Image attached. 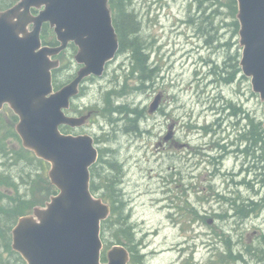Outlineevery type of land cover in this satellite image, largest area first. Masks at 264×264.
<instances>
[{"label": "rangeland", "instance_id": "rangeland-1", "mask_svg": "<svg viewBox=\"0 0 264 264\" xmlns=\"http://www.w3.org/2000/svg\"><path fill=\"white\" fill-rule=\"evenodd\" d=\"M131 3L130 9L142 24L140 36L145 46L150 47V61L154 68H159L160 77L147 91L135 90L139 81L130 75L129 55L121 53L102 78L85 85L83 98L73 101L71 112L80 109L76 116L90 114V119L83 128L71 129L69 134L90 135L99 140L98 150L104 151L105 161L113 156L119 159L124 172L126 214L130 216L136 239L143 241L142 264H244L230 259L227 262V241L232 244L234 257L243 255L250 260L249 264H258L257 246L264 241V208L244 222L235 217L232 208L235 194L230 196L228 191L235 190L244 199L252 197L264 205V170L248 175L253 190L246 186L229 187L233 179L240 183L244 180L243 176H235L246 169L244 160L236 153L237 146L229 148L230 153L224 155L221 165L211 159L216 155L212 150L216 149L218 138L222 139L220 144H227L223 140L229 135L230 143L240 144L236 135L242 129V125H236L238 115L220 129L214 128L216 134L212 137L193 129L217 119L211 107L220 109L226 100L252 118L264 120V102L253 92L249 79L239 76L231 85L221 79L211 84L214 78L208 72L212 65H207L214 61L213 67L218 63L223 66L227 42H232L233 54L241 48L235 28L230 25L229 29L233 18L229 15L231 11L224 8L228 0H131ZM217 9L221 15L213 17ZM211 32L213 44L208 43ZM76 53L77 50L69 48L58 57L62 66L56 75L59 84L77 74ZM123 85L126 94L120 98L114 95L113 99L145 111L138 132L127 131V121L113 128L105 117L107 93L121 90ZM158 95L162 96L159 108L150 114L149 108ZM13 116L7 106L0 111V145L8 152L7 158L13 151L16 158L23 154V159L9 167L5 152L0 150V174L11 175L16 185L1 186L0 193L6 195L7 201L28 200L31 213L35 206L44 207L53 196L49 193L47 174L50 165L25 150L19 137L10 136V129L14 130L17 124ZM168 135L171 137L166 141ZM262 165L259 164L261 169ZM109 237L106 235L105 240ZM105 246L106 243L103 253L110 249ZM250 246L254 253L247 252ZM4 257L9 255L4 253Z\"/></svg>", "mask_w": 264, "mask_h": 264}, {"label": "water", "instance_id": "water-1", "mask_svg": "<svg viewBox=\"0 0 264 264\" xmlns=\"http://www.w3.org/2000/svg\"><path fill=\"white\" fill-rule=\"evenodd\" d=\"M242 48L240 67L254 93L264 102V0H237ZM39 15L32 8L41 9ZM49 23L59 46L42 44ZM33 25L32 31L29 27ZM73 42L82 65L69 84L55 91L53 58ZM109 0H20L0 13V110L8 104L19 121L16 132L24 148L51 165V184L58 190L45 207L21 217L12 231V248L27 264H128V250L115 245L101 262V222L110 206L90 189L91 167L99 158L89 135H66L62 126L78 128L88 116L66 114L79 85L101 77L119 51ZM158 95L149 113L159 108ZM171 135L165 140L168 141Z\"/></svg>", "mask_w": 264, "mask_h": 264}, {"label": "trees", "instance_id": "trees-1", "mask_svg": "<svg viewBox=\"0 0 264 264\" xmlns=\"http://www.w3.org/2000/svg\"><path fill=\"white\" fill-rule=\"evenodd\" d=\"M18 0H0V10H5L13 6ZM131 0H110V9L113 15V23L116 29V32L119 36V44L120 49L119 53L128 54L129 59L131 60L132 68H131V76H136L139 81V87H136L135 90L143 93L149 89V85L153 84L160 77L159 68L156 69L152 66L150 58H151V50L149 46H145L143 39L140 36L142 32V27H140L141 21H139L136 14L130 9ZM224 8H227L231 11L229 15L233 18V21L230 25H232L234 29V34L238 35L240 25L237 20L238 14V6L236 0H228V5ZM215 14L221 15L220 9L214 11L212 16ZM213 22H211L212 24ZM141 24V25H140ZM228 26V25H227ZM214 25H211V30H213ZM210 34L209 44H213L214 36H212V32ZM50 31L47 28H44L42 39L45 44L48 45H57L56 39L52 38L50 40ZM211 41V42H210ZM144 43V44H143ZM144 45V46H143ZM227 48L223 66L219 65V63L213 67L214 61L210 62V71L209 76L214 78V81L211 84L218 83L221 79L225 84H234L239 76L242 79H246L241 72L239 60H240V49H238L235 54H233V44L232 42H227L225 46ZM213 67V68H211ZM59 70L54 71V82L57 88H60L62 85L59 84V81L56 79V75ZM129 75V76H130ZM126 86L123 85L121 90L114 89L107 93L106 98V110L104 113L106 118L111 122V127L115 128L119 126L122 121H127L128 126L126 127L127 131H139V125L143 122L145 111H140L139 108H133L131 104H119L114 101V94L120 98V96H124L126 94ZM114 91V92H113ZM117 94H116V93ZM119 92V93H118ZM113 94V95H112ZM121 103V102H120ZM223 107L220 109H216L215 105L211 107V110L214 114L218 115L217 119H215L211 124L204 125L200 128L193 127V129H198L201 131H205V135L208 137H212L213 134H216V130L214 128H219L222 124L226 122H230L233 120L235 116L238 115V120L236 125H242L238 130V138L240 139V144L230 143L231 137L228 135L226 139L222 142L221 138L217 139L216 149L212 150L215 152V156H212L211 159L217 162V165H221L223 162L224 155L229 154V148L234 146L236 147V153L239 158L244 160L243 167L244 168L239 174L235 175L236 178L238 176H243L244 180L237 181V179H233L232 185L229 187L239 188L240 186H246L250 190L254 189V186H250L249 181L247 180L248 175L253 172V174L257 175L256 170H264V127L263 120L259 117H251L249 113L243 111L242 108H237L235 104L231 101H224ZM117 105V106H116ZM119 105V106H118ZM123 106V107H122ZM232 112V113H231ZM239 112V113H236ZM243 116L241 117V115ZM118 115V117H115ZM121 116H126L122 118ZM138 119V120H137ZM239 119L242 123H239ZM17 121V118L15 117ZM248 121L247 124H243ZM132 122V123H131ZM129 129V130H128ZM220 129V128H219ZM10 136L17 137V134L10 129ZM217 138V135H215ZM1 141V139H0ZM0 150L5 152L4 146L0 145ZM101 156L96 165L92 167V184L91 190L94 194H99L100 197L111 206V215L109 218L102 222L101 225V235L105 240L106 235H110L108 240H105L106 248H110V246L118 244L126 247L130 253L132 254V262L131 264H142L143 256H141L140 244L142 242H138L136 240V236L134 233V227L130 224V216L127 215V202L125 201V197L123 194V181H124V172L123 167L121 166L119 159L116 156H113L111 160L105 161L104 151H101ZM5 152L4 156L6 155ZM227 156V155H226ZM5 158H7L5 156ZM7 162L9 167L18 165V160L23 159V154H19V158L15 157L14 154H11L10 158H7ZM253 160V161H252ZM259 164H263L262 168H260ZM121 166V167H120ZM106 168V170H105ZM250 172V173H248ZM260 172V171H259ZM5 173V172H4ZM0 174V187L1 186H16L12 176H5ZM122 173V174H121ZM216 176V175H215ZM217 177V176H216ZM264 178V176H263ZM264 181V179H263ZM230 180L228 181V183ZM228 187V189H229ZM50 195H56L57 190L54 186L50 185L49 190ZM228 194L233 195L235 199L234 204L232 205L233 211L236 214L235 217H239L241 220H250L252 216L256 213L260 212L264 205L257 203L256 199L252 197L248 199H244L238 192L235 190H229ZM258 195V194H257ZM225 199L223 196L221 197ZM228 199V198H227ZM6 201V202H5ZM31 209L28 200L17 201L16 198H8L5 194L0 193V264H24L21 256L11 249V230L16 224L17 220L28 213ZM260 209V211H258ZM218 218H222L221 215H218ZM264 239V238H263ZM230 243V244H229ZM227 251L226 255L227 262L228 260L240 261L244 264H249L250 260L245 259L243 255L234 257L232 251L231 242L227 241ZM258 248V264H264V241L260 243ZM248 253H252L254 249L250 246L247 249ZM4 253L9 255V258L4 257ZM254 253V252H253ZM261 255V256H260ZM225 263L220 261V263Z\"/></svg>", "mask_w": 264, "mask_h": 264}, {"label": "flooded vegetation", "instance_id": "flooded-vegetation-1", "mask_svg": "<svg viewBox=\"0 0 264 264\" xmlns=\"http://www.w3.org/2000/svg\"><path fill=\"white\" fill-rule=\"evenodd\" d=\"M71 45H73V44H71ZM119 56V55H118ZM118 56H116L115 57V59L112 61V62H110L109 64H108V66L107 67H109V66H111L112 64H113V62H115L116 61V59H117V57ZM107 70V69H106ZM96 80H98V78H95V77H93V76H91V77H89V78H86L84 81H83V83H82V85L80 86V93H79V95H78V97H77V99H80V98H83L82 96H84L85 95V85H88L90 82H95ZM67 83V82H66ZM89 87V86H88ZM80 108V107H79ZM80 110V109H79ZM79 110H77V111H79ZM77 111L73 114V112H71V111H69L68 113L70 114V115H73V116H76V114H77ZM83 128V127H82ZM68 129V128H67ZM96 141V140H95ZM96 142H99V140L98 141H96Z\"/></svg>", "mask_w": 264, "mask_h": 264}, {"label": "bare ground", "instance_id": "bare-ground-1", "mask_svg": "<svg viewBox=\"0 0 264 264\" xmlns=\"http://www.w3.org/2000/svg\"><path fill=\"white\" fill-rule=\"evenodd\" d=\"M129 6H131V5H129ZM141 25V24H140ZM140 27H142V25L140 26ZM144 44V43H143ZM144 46V45H143ZM114 92V91H113ZM116 93V92H115ZM119 93V92H118ZM117 94V93H116ZM113 95V94H112ZM115 95V94H114ZM121 97V96H120ZM116 98H117V96H116ZM122 102L123 101H121V103H119V104H122ZM116 103H118V102H116ZM117 106V105H116ZM119 106V105H118ZM123 107V106H122ZM138 120V119H137ZM132 123V122H131ZM139 129V128H138ZM129 130V129H128ZM130 132V131H129ZM121 167V166H120ZM122 174V173H121ZM123 195V194H122ZM124 196V195H123Z\"/></svg>", "mask_w": 264, "mask_h": 264}]
</instances>
